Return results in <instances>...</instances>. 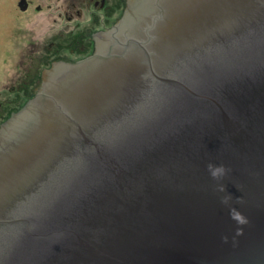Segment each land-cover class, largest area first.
<instances>
[{
	"label": "water",
	"instance_id": "water-1",
	"mask_svg": "<svg viewBox=\"0 0 264 264\" xmlns=\"http://www.w3.org/2000/svg\"><path fill=\"white\" fill-rule=\"evenodd\" d=\"M96 34L0 123V264H264V0Z\"/></svg>",
	"mask_w": 264,
	"mask_h": 264
},
{
	"label": "rangeland",
	"instance_id": "rangeland-1",
	"mask_svg": "<svg viewBox=\"0 0 264 264\" xmlns=\"http://www.w3.org/2000/svg\"><path fill=\"white\" fill-rule=\"evenodd\" d=\"M110 2L112 6H119L113 13H109L111 19L103 20L105 24H109L128 8V0ZM66 3L63 0L64 8ZM65 11L45 8L36 13L33 10L18 11L12 5L0 7V123L32 98L40 79L36 62L41 61L42 70L55 59L79 60L77 58L95 50L94 34L96 35L97 28L90 30V27L99 25L101 20L93 23L71 21L70 24L64 20ZM105 16L102 18H106ZM58 40L62 42L60 45L71 42L77 47L70 51L56 45ZM23 74L30 76V82L25 88L26 94L18 93L17 88H12L16 87V82Z\"/></svg>",
	"mask_w": 264,
	"mask_h": 264
},
{
	"label": "flooded vegetation",
	"instance_id": "flooded-vegetation-1",
	"mask_svg": "<svg viewBox=\"0 0 264 264\" xmlns=\"http://www.w3.org/2000/svg\"><path fill=\"white\" fill-rule=\"evenodd\" d=\"M66 1H67L66 8L63 7V0H0V7L12 5L18 11L33 10L36 13L45 8H51V9L55 8L59 10H66L64 13V20L70 24H71V21H75V23H78L81 21L93 23L97 21L99 22V20H101V23L99 25L97 26L92 25L90 27V30L95 29V28H97L96 30L111 28L112 25H114L117 22L116 20L123 15V13H121L122 15L119 14L117 18L115 19L113 18V20L109 24H105L103 20L109 19L111 15L109 13H113L114 9H116V7L119 5H117L116 7L114 5L112 6L110 0H66ZM103 16H105L106 18H102ZM61 20L63 21V19ZM96 36L97 34L96 35L94 34L95 41L97 39ZM58 41L59 42L56 43V45H60L62 43L60 40ZM60 46L66 47L70 51H74L75 48L77 47L71 42H67L66 44L60 45ZM81 49L83 48L81 47ZM88 53L84 54V56H86ZM84 56H81L77 59H81ZM45 58L46 57H44V59ZM40 64H41V61L38 63L37 62L35 63V67L39 69L37 73L38 74L40 73V79H39L38 84H42V76H43L42 73L46 69V66H45V68L41 70L42 67ZM51 64H55V61H53ZM29 82H30L29 74H23V76L20 77V80L18 81V83L16 82V87H12V88H17L18 93L20 92V93L26 94L25 88H26V85L29 84ZM6 86L8 89L10 88L9 85H6ZM37 86L34 88V92ZM25 103L26 101L24 102V104ZM12 112L10 113V115L12 114Z\"/></svg>",
	"mask_w": 264,
	"mask_h": 264
},
{
	"label": "clouds",
	"instance_id": "clouds-1",
	"mask_svg": "<svg viewBox=\"0 0 264 264\" xmlns=\"http://www.w3.org/2000/svg\"><path fill=\"white\" fill-rule=\"evenodd\" d=\"M209 168H210V173L214 178L218 175V173H221L223 171L222 168L213 167L211 165L209 166Z\"/></svg>",
	"mask_w": 264,
	"mask_h": 264
}]
</instances>
